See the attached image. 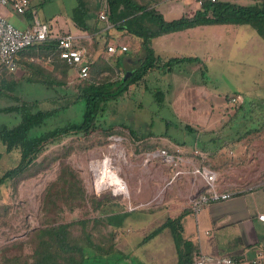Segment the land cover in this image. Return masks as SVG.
<instances>
[{"label":"rangeland","instance_id":"obj_1","mask_svg":"<svg viewBox=\"0 0 264 264\" xmlns=\"http://www.w3.org/2000/svg\"><path fill=\"white\" fill-rule=\"evenodd\" d=\"M195 3V0H187L185 5L188 9L184 7L186 11H178L173 16L194 13V10L201 8H197ZM12 11L15 12L10 4L0 5V13L5 17ZM92 17L93 13H90L87 20ZM8 19L11 21V18ZM238 27L224 31L223 36L221 30L201 31L195 37L197 45L193 55H199L202 61L177 64L171 72H157L150 76L149 89L144 88L141 83L140 86H131L123 98L109 101L100 117L107 130L122 132L119 135L112 134L120 136L122 141L119 144H114L112 137L110 138L112 135L109 136L110 140L104 142L100 141L104 137L98 134L70 135L46 146L33 164L31 176L16 183L7 181L0 184V246L5 247L4 254L30 251V244L26 243L24 246L22 242L28 239L33 228L67 223L68 230L77 238L78 243L89 250L86 254L91 259L86 264H100L92 257L95 254L90 252L93 247L102 243L113 245L119 242L147 245L148 250L153 252L150 253L153 255L151 264L172 263L170 249L172 253L174 241L166 229L148 242L143 243L142 239L174 214L171 209L173 206L168 205L183 201L178 198L177 188L174 186L179 178L172 181L171 177L166 180L158 178L159 183L155 187L147 186L146 183L150 180L148 178L153 173H158L157 176L161 177L167 173L165 169L169 164L159 157H153L148 162L144 158V152L155 147H165L172 151L179 145L185 147L187 155H190L193 145L179 144L170 139L187 138L188 135L180 129L189 123L199 132L220 133L225 137L223 146L215 154L204 152L207 154L204 158L197 155L193 157L197 164H209L213 161L214 168L223 175V169L232 155L231 147L236 146L234 142L240 139L241 134L248 137V133L254 135L260 130L257 120L261 112L258 109L259 88L256 79L264 74V38L258 33L259 40H248L249 35L257 31L250 26ZM75 41L79 40L76 38ZM141 55L142 53L137 54L139 57L136 60H141ZM113 60L111 58L112 62ZM21 69L20 64L14 70L4 69L0 65V86L4 80H18ZM75 70L77 72V68ZM156 89L162 91L158 101L155 99ZM15 93L23 99L40 98L41 108H50L62 102L57 100L53 89L34 82L18 83ZM11 103H14L12 97L0 94V107ZM82 110L83 103H76L58 111L51 121L55 124L76 121L81 118ZM16 122L17 117L13 113L0 111V124L13 125ZM233 132L236 138L231 140ZM163 133L166 135H161ZM139 135L145 138L137 137ZM243 142L247 144L249 141ZM18 157L15 150L5 151L4 144L0 141V175L5 169L15 165ZM104 157L111 160L115 172L128 183L126 195H113L106 188L98 192L96 172L106 168L105 161L104 167L95 168L97 171L92 170L91 163H101ZM240 158L237 155L238 165ZM59 172L65 180L58 178ZM100 178L101 176L97 177L98 181ZM54 181L57 183H53ZM69 184H75L76 189L80 190L76 198L68 200V191L65 190L63 198L58 202L61 205L59 208L43 201L48 187L52 191H58L61 185L67 187ZM164 193H167V199L162 203ZM107 208H114L118 212L116 215L120 218V225L117 227L110 220V217H115L104 214ZM150 209L158 211L154 212L156 216L142 215L149 213ZM186 216L190 220L193 214L187 211ZM170 256L172 261H169Z\"/></svg>","mask_w":264,"mask_h":264},{"label":"trees","instance_id":"obj_2","mask_svg":"<svg viewBox=\"0 0 264 264\" xmlns=\"http://www.w3.org/2000/svg\"><path fill=\"white\" fill-rule=\"evenodd\" d=\"M77 1L72 19L79 28L92 34L89 39L78 38L79 41H76L78 46L85 47L84 60L88 64V73L85 77H80L75 70L77 65L68 63L61 57L58 38L51 32L44 40L25 46L17 52L15 61L16 64L24 65L23 73L18 80H4L0 86V94L8 95L14 100V103L1 106L0 111L13 113L17 122L13 125L0 124V141L4 144L5 151L15 150L19 157L15 165L5 169L0 175V184L7 181L16 183L31 176V168L46 146L62 138L74 134H98L104 137L100 138L104 142L110 140L109 136L112 134H121V131L107 130L101 120L109 101L123 98L131 86H140L143 83L144 88L149 89L150 76L157 72H171L177 64L201 61L198 56L158 55L151 46L153 37L197 24L249 23L264 38V0L256 1L253 5H241L226 0L205 1L192 16L183 15L173 19L164 18L152 6V2L156 0ZM99 10H104L105 19L98 16ZM89 12H95L94 26H89L86 22ZM101 20L112 24L123 35L138 38L142 58L135 61H138L136 65H123L122 58L127 49L120 55L107 53L108 41L100 42L94 34L98 28L96 21ZM111 58H114L113 62ZM0 65L5 69L1 62ZM70 71L75 72L71 77ZM23 81L40 83L53 89L57 100L62 102L50 108H41L40 98L23 99L15 93V86ZM155 93V99L160 100L162 91L156 89ZM79 102L83 103L80 119L68 120L62 124L51 121L58 111ZM180 130L188 137L181 140L170 137L173 142L193 145L207 154H215L224 144L225 137L220 133L199 132L189 123L184 124ZM134 134L137 135L136 132ZM137 137L145 138L141 135ZM122 138H125L124 135ZM60 172L58 178L65 180ZM53 183L56 184L57 181ZM74 185H61L58 191H52L48 187L43 201L59 208L61 205L58 202L63 198L65 190L68 191V200L78 196L80 190ZM187 211L185 208L180 214L167 217L145 235L142 242L167 228L176 248L175 264H191L194 255L198 253V246L182 235L181 218ZM67 226V223H58L33 228L28 239L22 242L24 246L26 243L30 244L31 250L28 252L4 254L5 247L0 246V264H86L84 247L78 243Z\"/></svg>","mask_w":264,"mask_h":264},{"label":"crops","instance_id":"obj_3","mask_svg":"<svg viewBox=\"0 0 264 264\" xmlns=\"http://www.w3.org/2000/svg\"><path fill=\"white\" fill-rule=\"evenodd\" d=\"M256 1L260 0H241V2L239 0H234L233 3L253 5ZM182 2L184 5L181 4ZM185 2H187V0H156L152 2V6H154L164 18L173 19L180 17V15H184L180 14L179 16H173L177 14L178 11H186L184 8L186 7ZM77 3V0H30L29 7L25 12L17 13L16 11H12L6 18H11V22L21 28L31 25L35 19H38L49 24L52 35L70 33L77 39H89L92 34L79 28L72 19V14ZM195 4H197V8L200 7V4L197 2ZM196 10H194V13ZM100 11L101 10L98 11V16ZM90 13L93 12L87 13L86 22L89 26H94L95 12L93 13V17L88 21L87 17ZM194 13L190 12L188 16H192ZM96 22L98 23V26L96 25L98 28L95 30L94 34L97 39L100 40V42L107 40L109 44H125L127 46V52L122 58V63L125 66L130 65L133 67L136 59H138L137 54L140 52L138 38L123 35L108 22L102 20ZM238 26H246L245 28L250 26L255 30L249 23L197 24L155 36L151 39V46L154 52L160 56L190 55L198 56L202 61L199 55H193L196 51L195 47L197 44L195 43V37H197V34L203 30H221V35L223 36L224 31L235 30V28H239ZM209 35L212 36L210 33ZM257 36H259L258 32L252 33L249 35L250 38L248 40H259ZM262 48L264 49L263 44ZM107 53L120 55L124 52ZM21 67V72L23 73L24 65H21ZM73 73V71H70V77ZM261 76L256 79L259 88L257 91V101H259L258 109L261 112L257 120L260 124V130L254 135L248 133V137L242 136L244 134H241L240 139L234 142L236 146L231 147L232 155L229 157V163L227 162L223 169V175H221L219 170L214 168V165H212L214 163L213 161L209 164L204 163L208 168L216 172V187L218 190L235 191L236 193L225 199L204 203L198 210L194 211L191 208L190 202L193 196L203 191L205 187L204 179L199 175L186 173L178 177L179 179L174 184L177 188L178 198H182L183 201L177 202L176 205L173 203L168 205L173 206L171 209L174 210V214L171 216L180 214L185 208L193 214L190 220L188 216H186L187 212L182 216V233L185 238L191 240L198 246V252L202 254L211 256L240 255L245 259H251L255 257L258 252H264V220L258 217V213H264V74ZM260 100H262V102H260ZM234 138L236 137L233 132L230 135V139L234 140ZM244 140L249 142L246 144L243 142ZM237 155L241 156L239 165L237 164ZM165 170L168 174L165 172L161 177L157 176L158 173H153L152 177L148 178L150 180L146 185L155 187L159 183L158 178L166 180L168 177H171L173 168L168 165ZM164 194L165 196L163 195L162 203L167 199V193ZM163 208L164 207H162V210ZM150 210L148 211L149 213L142 215L156 216L154 212L158 211L153 209ZM117 213L118 212H116L114 208H107L106 212L104 211V214L115 217L113 219L110 217L115 227L120 225ZM164 229L169 232L167 228ZM155 236L157 235L155 234L153 237ZM148 248L147 245L140 243L136 245L121 242L113 245L102 243V245L99 244L93 247V250L90 252L95 253L92 254V257L100 264H151L153 255L150 253L153 252L148 250ZM84 251L85 253L89 252V250L87 251L85 248ZM170 255L173 257V262H170V264H175L177 260L175 245L172 253L170 249ZM171 256L169 261H172ZM89 259H91V256L86 254L85 261ZM244 264L251 263L245 262ZM256 264H264V259Z\"/></svg>","mask_w":264,"mask_h":264},{"label":"built area","instance_id":"obj_4","mask_svg":"<svg viewBox=\"0 0 264 264\" xmlns=\"http://www.w3.org/2000/svg\"><path fill=\"white\" fill-rule=\"evenodd\" d=\"M198 4L205 1L216 2L218 0H195ZM10 4L11 7L17 13H23L27 10L30 4V0H0V5ZM99 16L102 19L106 18L104 10L99 12ZM50 29L46 22L35 19L31 25L21 28L9 21L4 15L0 13V62L9 70H14L17 66L15 58L17 52L25 46L38 43L49 36ZM58 38V45L61 48L60 55L68 63H74L77 65V73L80 77H85L88 73V64L84 60L85 48L78 46L76 43V37L70 33H63L56 35ZM127 49L125 44H108L107 51L110 53L123 52ZM112 137V138H111ZM114 144H119L122 140L120 136H110ZM185 147L177 145L175 149L168 150L165 147H158L152 150L144 152V158L146 161H150L153 157H159L162 161H165L173 168L170 181L174 178H178L186 173L192 175H199L205 181V187L203 191L198 192L191 199V208L196 211L202 204L209 201L225 199L235 194V191L218 190L216 187V172L208 168L204 163L197 164L194 162L193 157L195 155L204 158L206 154L198 147L194 146L190 155H187ZM107 160L106 169H100L103 166L104 161ZM92 170L99 167V173L104 174L108 171L115 173L114 166L111 164V160L108 157H104L102 162L94 161L91 163ZM118 175V174H117ZM120 177V176H119ZM96 178V177H95ZM104 184L101 187H96L98 192L101 189H110L113 195L124 194L128 192V183L120 177V182L115 183L111 180V176H104ZM95 181V179H94ZM258 217L264 220V213H258ZM264 259V252H258L255 257L251 259H245L243 256L235 255H217L211 256L198 252L194 255L191 264H244L251 263L256 264Z\"/></svg>","mask_w":264,"mask_h":264},{"label":"bare ground","instance_id":"obj_5","mask_svg":"<svg viewBox=\"0 0 264 264\" xmlns=\"http://www.w3.org/2000/svg\"><path fill=\"white\" fill-rule=\"evenodd\" d=\"M106 164H107V160L105 161V167H106ZM95 169V168H94ZM106 169V168H105ZM96 171L98 170V169H95ZM95 171V172H96ZM96 174H97V176H96V185H97V187L99 188V187H101L103 184H104V176L105 175H109V176H111V180L112 181H114L115 183H119L120 182V177H119V175H117V174H115V173H112L111 171H108L107 173H105V174H100L99 173V170L96 172ZM99 176H101V178H100V181H98V179H97V177H99Z\"/></svg>","mask_w":264,"mask_h":264}]
</instances>
